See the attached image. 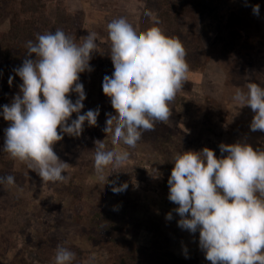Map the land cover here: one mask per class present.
Wrapping results in <instances>:
<instances>
[{"label": "rangeland", "instance_id": "374dc122", "mask_svg": "<svg viewBox=\"0 0 264 264\" xmlns=\"http://www.w3.org/2000/svg\"><path fill=\"white\" fill-rule=\"evenodd\" d=\"M63 1L71 13L70 20L59 23V27L52 30L62 29L78 44L83 43L81 37L88 32L98 36V47L89 61L92 71L81 73L79 82L86 93L80 114L98 108L99 116L95 126L85 121L82 134L75 137L80 142L79 148H71L74 144L70 145L69 141H60L58 145L66 144L61 145V149L54 146L60 160L69 165L63 173L68 180L50 183L43 182L36 172L3 151L5 130L11 122L0 114V176L15 177L14 186L0 185V264H55L58 246L76 253L74 264H85L90 256H94L95 264H106L110 254L113 255L112 264H137L136 259L142 264H150V260L155 264H183L173 261L174 257L190 264H211L199 246V231L193 234L178 226L180 217L175 212L178 205L168 199V179L174 166L155 155L153 133H143L136 147L129 148L123 143L114 146L111 134L103 131L106 113L116 115L110 98L102 89L104 76L114 72L107 25L116 18L126 17L137 32L158 25L166 35L182 41L190 69L188 79L170 105L169 120L156 123L154 131L187 130L189 124H186L191 119L199 124L205 122L211 130L199 129L190 135L192 151L199 152L207 147L220 158L219 145L222 143H246L254 150H264V132L250 129L255 113L250 106H242L233 98L228 100L225 85L233 82L230 76L233 68L243 70L244 73H239L247 84L264 82V0ZM257 4L259 14L253 12L252 6ZM13 12L9 5L0 2L2 39L17 20ZM13 45L18 46V41ZM18 49L27 52L26 44ZM19 67L0 58V113L4 105H10L15 95L20 94L23 81L15 73ZM10 77H13L11 84ZM69 98L75 102L78 96L73 92ZM212 100L224 101L231 113L227 116L230 123L221 120L212 128L206 113L207 104L213 103ZM76 116L73 113L71 118ZM97 141L105 144V150L119 148L130 153L120 167L105 169V175L110 174L107 181L115 182L116 186L126 183L125 191L113 193L112 184H103L96 175ZM97 207L116 219L125 237H116L118 233L99 241L91 237L89 219L91 211ZM170 212L172 219L168 220L166 216ZM156 231L169 236L168 241L160 238L167 243L159 248L150 244ZM139 249L141 252L137 253Z\"/></svg>", "mask_w": 264, "mask_h": 264}, {"label": "clouds", "instance_id": "9594fccd", "mask_svg": "<svg viewBox=\"0 0 264 264\" xmlns=\"http://www.w3.org/2000/svg\"><path fill=\"white\" fill-rule=\"evenodd\" d=\"M252 7L259 14V5ZM107 31L114 72L104 76L102 89L116 115L106 113L103 131L111 134L114 146L135 148L143 133L169 120L170 105L188 79L187 52L178 37L166 35L158 25L137 32L126 17H119L108 23ZM81 39L78 44L56 29L28 40L26 58L15 69L23 81L20 94L0 113L11 122L3 151L43 182L68 180L63 173L69 165L54 151L62 134L79 137L85 121L89 126L97 124L98 108L80 114L86 93L79 80L81 73L92 71L89 61L98 36L88 32ZM73 92L78 96L75 102L69 98ZM233 100L255 113L251 131L264 132V87L249 83L248 90L238 89ZM73 113L77 116L69 123ZM105 148L103 142H96L94 170L103 184H112L113 193H120L128 185L107 181L110 174L105 175V169L120 167L130 153ZM219 148L220 158L207 147L176 155L168 199L178 205V226L193 234L199 231V246L211 264H264V150L246 143H222ZM0 185L14 186L15 177L0 176ZM166 218L172 219L171 212ZM76 259L69 248L57 247L55 264H74ZM85 264H95L94 256Z\"/></svg>", "mask_w": 264, "mask_h": 264}, {"label": "trees", "instance_id": "16d2710c", "mask_svg": "<svg viewBox=\"0 0 264 264\" xmlns=\"http://www.w3.org/2000/svg\"><path fill=\"white\" fill-rule=\"evenodd\" d=\"M0 2L9 5L11 11H14L13 13L17 15V20L15 22L13 21L12 30H7V33L3 39V35L0 36V58L3 59L4 62L12 61L16 66H22L23 60L26 58V51H18V47H23L26 44L25 42L24 44H21L25 39L27 40L32 37L31 39L35 40L38 31L42 34L49 31L54 32L55 30L52 29L59 27V23H63L64 21L68 22L71 17V13L66 8V4L63 0H0ZM16 10L18 11V13L16 12ZM53 10L54 14H52ZM28 15L29 17H27ZM14 41H18V46L13 45ZM239 72L242 73L243 70L238 71L235 70V68L230 70V76L233 77V82H230V84H228L227 82L225 83L227 95L225 96L226 98H228V100L230 98H233L235 91H237L238 88L242 89L245 92L248 90V84L244 82V77ZM258 84H260L259 86L264 87V82H258ZM212 101L213 103L207 104L206 109V113L208 114V119L211 122L212 128H215V125L221 120L225 123H230L227 121V116H230L231 113H229L228 109L225 107L224 101L223 103H219L215 100ZM214 109L217 111L216 114H214ZM215 116L216 118L213 119ZM71 119L73 118H70L69 123H71ZM201 124H199V121H196V119H191L186 124L189 127V129L187 128V130L185 128L181 129L180 131H177V129L171 131L169 128H166V131L163 133H160L158 131H149L146 132V135L150 132L153 133L152 142H155L156 146L152 150L156 149L155 155L157 156V158L159 160L162 159L167 161L169 166H174V159L178 153L192 151V149L194 148L193 142L189 141V138H191V134L193 135L195 132L197 133L199 129L211 130L210 127L206 126L205 122H201ZM227 128H229V126ZM62 135L63 139L61 141H69L70 145L74 144L73 146L69 145L74 150L79 148L80 142L76 141L75 137L68 134ZM59 142H57L54 146H58V148L61 149V145H66H58ZM217 158H219V156H217ZM116 233H118L117 236ZM156 233L154 234V237L151 236L153 238H151L152 242L150 244L159 248L167 243L166 241H168L169 236L164 234L163 231H158V233ZM89 234L97 241L105 237L112 238L114 235L116 237H125L124 229L120 228L115 218L108 217L107 211L105 209H101V207H97L95 210L91 211L89 219ZM161 237H163L166 241L161 240ZM124 240L127 241L125 238ZM124 244H126V242ZM140 249L137 250V253L141 252ZM140 254H138L139 258ZM170 255L173 254L170 253ZM112 257V254L108 255L109 262L106 264H112ZM130 258L133 257L130 256ZM171 259L173 261H179V263L190 264L180 257H174ZM136 261L137 264H142L141 260L136 259ZM150 264H155V262L153 260H150Z\"/></svg>", "mask_w": 264, "mask_h": 264}]
</instances>
